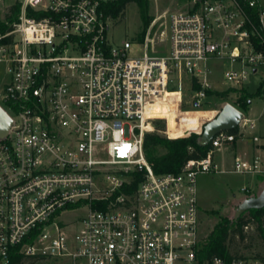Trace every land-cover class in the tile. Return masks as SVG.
Listing matches in <instances>:
<instances>
[{"label":"built area","instance_id":"obj_1","mask_svg":"<svg viewBox=\"0 0 264 264\" xmlns=\"http://www.w3.org/2000/svg\"><path fill=\"white\" fill-rule=\"evenodd\" d=\"M6 1L0 106L13 123L0 138V264H264L201 255L198 175L220 172L216 153L255 120L243 113L237 135L217 134L178 173L156 174L144 149L156 104L203 110L210 92L231 91L220 101L239 109L229 95L250 91L255 76L264 102L262 4L249 2L257 26L237 0H199L169 15V54L152 55L146 42L109 40L118 0ZM223 63L218 88L212 73ZM256 169L237 156L231 171Z\"/></svg>","mask_w":264,"mask_h":264},{"label":"rangeland","instance_id":"obj_2","mask_svg":"<svg viewBox=\"0 0 264 264\" xmlns=\"http://www.w3.org/2000/svg\"><path fill=\"white\" fill-rule=\"evenodd\" d=\"M258 1L264 7V0ZM196 2H199V0H149L145 14L151 17L152 20L145 32L139 8L135 3H131L127 6L123 16L111 21V28L108 33L109 40L115 45L120 44L125 39H132L143 44L146 42L150 54L167 55L170 49L165 32H167L169 15L172 13L188 12L196 5ZM5 3L13 4L14 0H7ZM143 51L141 47H134L133 49L135 55H140ZM228 68L229 63H223L213 69V83L218 88L225 87L223 74L224 70ZM4 75V68L0 67V84L4 79ZM258 81L259 77L255 76L250 85V93H255ZM218 93L222 92L217 91L212 94L208 101L209 104L205 105L203 110L188 112H182L177 109L176 104L173 102L174 100L171 99L166 103L167 107L164 108V112L160 114L163 117L162 119H167V121L163 120V124L165 125L164 130H167L168 126V134L171 137H175L185 129L200 131L205 122L212 120L216 116L217 112L212 111V109L223 104V101H220ZM170 96H176V94ZM229 96L232 99H236L238 95L232 93ZM263 108L264 102L260 96H254L246 116L255 120V129L253 131L247 129L244 134L239 136L236 142L216 153L215 160L220 166V172L198 175L197 190L201 208V234L203 239L212 232L221 218H227L232 221L238 205L243 200L251 196H257L261 192L262 186L258 174L264 173ZM156 121L157 119L152 120V125L148 127L146 134L158 132L160 135L168 138L162 132L164 130L158 129L159 126L156 125ZM192 133L197 132H189L187 135ZM255 136L259 139L256 142L253 140ZM236 143L238 148L235 150ZM233 152L239 155L241 160L246 164L253 165L256 162L258 169L245 174L232 172L231 169L235 162L234 157L231 155ZM245 189H248V192ZM72 217H74V214L65 216V218ZM232 239L233 241L230 244L232 254L242 255L246 258H255L256 255L264 256V240L256 225L252 224L249 229L245 230L244 239L238 236Z\"/></svg>","mask_w":264,"mask_h":264},{"label":"trees","instance_id":"obj_3","mask_svg":"<svg viewBox=\"0 0 264 264\" xmlns=\"http://www.w3.org/2000/svg\"><path fill=\"white\" fill-rule=\"evenodd\" d=\"M149 0H118L108 6V14L113 20L124 15L129 4L135 3L140 11L141 19L144 25V32L151 23V17L145 14V9L148 6ZM246 12L253 18L254 23L259 26L257 20V9L249 6L250 0H237ZM19 8H16V13ZM231 91L218 93L220 96L227 97ZM238 97L236 106L245 114L248 113L251 100L254 96L261 94L260 89L255 93L249 91H234ZM213 94L212 92H210ZM168 103V102H166ZM167 107V104H166ZM163 118L161 115L155 119ZM163 120H157L158 129L164 130L165 125ZM200 131L185 129L178 133L173 139H169L160 135L158 132L147 133L144 140V149L147 159L153 165L154 172L158 175L166 173H178L184 165L190 160H199L208 154L211 149V144L207 147L199 145ZM189 132H197L187 135ZM230 134L237 135L238 128L227 131ZM187 135V136H186ZM162 150V151H160ZM261 181L264 180V173L258 174ZM248 217V218H247ZM256 225L257 229L264 240V208L261 210H250L242 214L237 220L230 221L227 218H221L216 224L212 232L203 239L201 255L205 258L222 257L225 259L244 258L242 255H234L231 253L230 244L232 238L238 236L241 239L245 237V226ZM255 258H264V256L256 255Z\"/></svg>","mask_w":264,"mask_h":264},{"label":"water","instance_id":"obj_4","mask_svg":"<svg viewBox=\"0 0 264 264\" xmlns=\"http://www.w3.org/2000/svg\"><path fill=\"white\" fill-rule=\"evenodd\" d=\"M244 114L242 111L227 103L219 113L210 121L205 122L202 126L199 145L201 147L209 146L214 137L223 132L237 129ZM12 119L7 112L0 106V138L8 135L12 126ZM264 208V187L259 195L251 196L243 200L235 211L234 219L237 220L242 214L250 210H261Z\"/></svg>","mask_w":264,"mask_h":264},{"label":"bare ground","instance_id":"obj_5","mask_svg":"<svg viewBox=\"0 0 264 264\" xmlns=\"http://www.w3.org/2000/svg\"><path fill=\"white\" fill-rule=\"evenodd\" d=\"M166 107V103H159L151 107L145 117V123H144V130L145 132H148V127L152 125V119H155L157 116L162 114L164 112V108ZM150 132V131H149Z\"/></svg>","mask_w":264,"mask_h":264},{"label":"crops","instance_id":"obj_6","mask_svg":"<svg viewBox=\"0 0 264 264\" xmlns=\"http://www.w3.org/2000/svg\"><path fill=\"white\" fill-rule=\"evenodd\" d=\"M263 115H264V113H263ZM237 148H238V145H237V143H236L235 150H236ZM235 150H234V151H235ZM227 152H229V151H227ZM231 155L234 157L233 159H235V157L239 156V155H237L235 152H233ZM216 162H217V161H216ZM260 182H261V186H262V188H261V191H262V189H263V187H264V180H263V181L260 180Z\"/></svg>","mask_w":264,"mask_h":264}]
</instances>
